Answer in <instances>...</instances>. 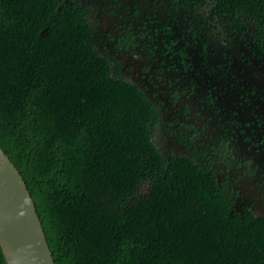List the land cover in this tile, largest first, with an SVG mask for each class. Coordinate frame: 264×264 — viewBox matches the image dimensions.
I'll return each instance as SVG.
<instances>
[{
    "label": "trees",
    "instance_id": "1",
    "mask_svg": "<svg viewBox=\"0 0 264 264\" xmlns=\"http://www.w3.org/2000/svg\"><path fill=\"white\" fill-rule=\"evenodd\" d=\"M245 11L264 32V0ZM98 40L71 0H0V146L54 263L264 264V216L232 209L196 151L162 146L153 104Z\"/></svg>",
    "mask_w": 264,
    "mask_h": 264
},
{
    "label": "flooded vegetation",
    "instance_id": "2",
    "mask_svg": "<svg viewBox=\"0 0 264 264\" xmlns=\"http://www.w3.org/2000/svg\"><path fill=\"white\" fill-rule=\"evenodd\" d=\"M71 1L153 104L162 146L196 151L232 209L264 216V32L247 0Z\"/></svg>",
    "mask_w": 264,
    "mask_h": 264
},
{
    "label": "water",
    "instance_id": "3",
    "mask_svg": "<svg viewBox=\"0 0 264 264\" xmlns=\"http://www.w3.org/2000/svg\"><path fill=\"white\" fill-rule=\"evenodd\" d=\"M0 249L6 264H55L26 183L1 146Z\"/></svg>",
    "mask_w": 264,
    "mask_h": 264
},
{
    "label": "rangeland",
    "instance_id": "4",
    "mask_svg": "<svg viewBox=\"0 0 264 264\" xmlns=\"http://www.w3.org/2000/svg\"><path fill=\"white\" fill-rule=\"evenodd\" d=\"M253 130H256V129L253 128ZM253 134H254V133H253Z\"/></svg>",
    "mask_w": 264,
    "mask_h": 264
}]
</instances>
